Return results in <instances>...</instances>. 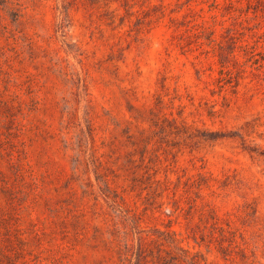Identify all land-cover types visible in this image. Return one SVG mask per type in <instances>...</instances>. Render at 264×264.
Wrapping results in <instances>:
<instances>
[{
  "label": "rangeland",
  "instance_id": "374dc122",
  "mask_svg": "<svg viewBox=\"0 0 264 264\" xmlns=\"http://www.w3.org/2000/svg\"><path fill=\"white\" fill-rule=\"evenodd\" d=\"M248 6L0 0V264H174L175 245L264 264V12Z\"/></svg>",
  "mask_w": 264,
  "mask_h": 264
},
{
  "label": "trees",
  "instance_id": "16d2710c",
  "mask_svg": "<svg viewBox=\"0 0 264 264\" xmlns=\"http://www.w3.org/2000/svg\"><path fill=\"white\" fill-rule=\"evenodd\" d=\"M248 1H249L248 8L253 9L254 12H264V0H248ZM230 39H232V37H230ZM175 207L177 208L176 204ZM225 225L227 228H224L220 224L216 215L211 214V224H210V227L212 229V231L210 232L211 240L217 242L220 245L219 246L220 251L225 256H232V253L235 252L245 260L246 256L243 250L242 249H239L238 251L235 250L237 246H235V240L233 238L230 225L229 224H225ZM216 232H218L217 235H215ZM175 249L181 252L183 254V257L174 256V261H175L174 264H201L200 261L196 259L197 255L187 259V257H189V252L187 250L183 249L178 245H175Z\"/></svg>",
  "mask_w": 264,
  "mask_h": 264
}]
</instances>
